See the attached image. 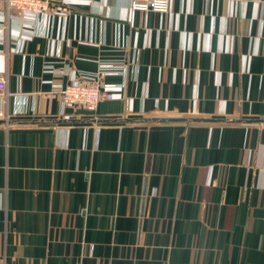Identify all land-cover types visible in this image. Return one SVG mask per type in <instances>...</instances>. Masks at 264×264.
I'll use <instances>...</instances> for the list:
<instances>
[{"label": "crops", "instance_id": "1", "mask_svg": "<svg viewBox=\"0 0 264 264\" xmlns=\"http://www.w3.org/2000/svg\"><path fill=\"white\" fill-rule=\"evenodd\" d=\"M130 2L0 0V264H264V0Z\"/></svg>", "mask_w": 264, "mask_h": 264}, {"label": "built area", "instance_id": "2", "mask_svg": "<svg viewBox=\"0 0 264 264\" xmlns=\"http://www.w3.org/2000/svg\"><path fill=\"white\" fill-rule=\"evenodd\" d=\"M61 0H3L7 12L15 10L19 13L30 12L35 22L43 18L50 6ZM130 9L135 12H155L167 14L169 0H131ZM0 16L2 13L0 12ZM7 78L0 73V98L6 94ZM109 85L103 84L99 78L81 76L79 79H70L65 86H55L52 95L59 99L63 110H80L93 113L97 105L112 99L108 91Z\"/></svg>", "mask_w": 264, "mask_h": 264}]
</instances>
